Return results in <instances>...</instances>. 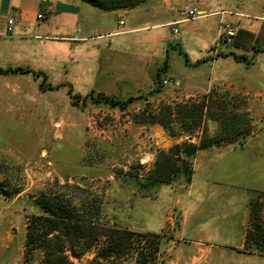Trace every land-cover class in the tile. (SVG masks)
Returning <instances> with one entry per match:
<instances>
[{
  "label": "crops",
  "instance_id": "obj_1",
  "mask_svg": "<svg viewBox=\"0 0 264 264\" xmlns=\"http://www.w3.org/2000/svg\"><path fill=\"white\" fill-rule=\"evenodd\" d=\"M190 8L199 15L187 18ZM225 24L237 35L218 45ZM0 38V68L24 71L0 79H32L70 98L127 101L153 95L167 63L161 80L173 84L164 94L192 98L256 68L264 74V0H147L114 12L84 0H0ZM256 144L199 151L188 187H162L176 199L151 234L173 232L166 264H264V254L246 249L249 204L254 191H264V153Z\"/></svg>",
  "mask_w": 264,
  "mask_h": 264
},
{
  "label": "rangeland",
  "instance_id": "obj_2",
  "mask_svg": "<svg viewBox=\"0 0 264 264\" xmlns=\"http://www.w3.org/2000/svg\"><path fill=\"white\" fill-rule=\"evenodd\" d=\"M48 86L40 90L32 79H0V180L10 192L9 196L0 194V264H41L40 249L30 257L26 252L27 223L33 214L42 212L34 203L41 191L48 184L67 179L102 197L106 225L136 233L134 249L124 260L101 263L166 264L173 232L169 228L151 234V227L164 224L167 206L176 199L162 187L177 192L192 182L180 175L170 184L153 187L148 177L158 152H167L184 141L199 142L204 132L209 137H222L225 129L237 125V142L214 147L245 150L260 142L259 152L264 153V74L258 68L244 73L242 79L218 83L210 93L202 127L183 133L175 123L174 138L160 125L159 134L152 131L157 125L136 122V116L148 106L157 111L163 103L198 102L204 95L171 97L161 89L121 109L96 100L97 95L74 100L65 93H51ZM254 194L264 218V191ZM95 252L73 261L88 264ZM141 252L147 255L146 260H141Z\"/></svg>",
  "mask_w": 264,
  "mask_h": 264
},
{
  "label": "trees",
  "instance_id": "obj_3",
  "mask_svg": "<svg viewBox=\"0 0 264 264\" xmlns=\"http://www.w3.org/2000/svg\"><path fill=\"white\" fill-rule=\"evenodd\" d=\"M84 1L103 10L114 12L121 9H135L144 0ZM166 68L167 63H164L157 73V86L152 94L160 92L164 87L161 73ZM9 73L17 74L24 71L0 68V75ZM45 87V83H42L41 89ZM47 88L54 90L51 86ZM210 93L204 95L198 102L188 100L184 103L175 101L163 103L157 111L151 110L148 106L136 116V122L160 125L172 138L177 135L175 123L182 128L183 133H193L202 127L204 116L209 112L207 102L210 99ZM93 96V94L84 98L72 96V99L86 100ZM140 98L142 97H134L126 101L97 94L96 100L103 101L111 107L127 109ZM231 120L233 122V118ZM238 128L239 126L233 125L230 130L225 129V135L222 137L219 135L209 137L204 132L199 142L184 141L173 145L167 152L160 150L156 166L148 177L150 184L154 185L153 187L161 183L170 184L180 175H184L190 184L194 175L192 160L196 154L200 150L237 142ZM5 183L0 180V194L9 196L10 192ZM35 201L34 203L42 212L33 214L27 223L25 249L29 257L36 249H40L43 252L41 264H78L73 259L79 261L93 250H96L95 256L88 264H104L101 262L124 260L134 249L136 233L118 226L106 225L102 220V197L79 182L72 184L68 179L64 183L57 180L54 184H48ZM249 206L251 227L247 231L246 249L254 247L258 253L264 254V218L260 210L262 206L256 199L251 200ZM146 257L147 255L141 252V260H146Z\"/></svg>",
  "mask_w": 264,
  "mask_h": 264
},
{
  "label": "built area",
  "instance_id": "obj_4",
  "mask_svg": "<svg viewBox=\"0 0 264 264\" xmlns=\"http://www.w3.org/2000/svg\"><path fill=\"white\" fill-rule=\"evenodd\" d=\"M187 18H195L199 15V11L197 8H190L186 11ZM43 14L38 15L39 20H43ZM124 22L121 21L120 24H123ZM14 31V19L10 18L7 21V34H11ZM237 31L234 26L231 24H225L222 26V31L220 33V37H218V45H229L232 43L234 37H236ZM1 42V38H0ZM173 84V81L171 79H163L162 85L167 87Z\"/></svg>",
  "mask_w": 264,
  "mask_h": 264
}]
</instances>
